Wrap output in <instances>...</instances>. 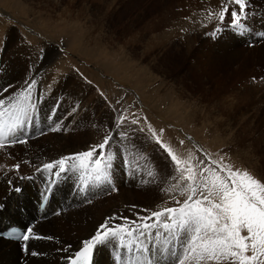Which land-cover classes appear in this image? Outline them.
<instances>
[{"label":"bare ground","instance_id":"1","mask_svg":"<svg viewBox=\"0 0 264 264\" xmlns=\"http://www.w3.org/2000/svg\"><path fill=\"white\" fill-rule=\"evenodd\" d=\"M7 1L12 3V0ZM166 1L173 3V8L162 16V22L156 29L161 26H164L161 29L167 28L163 42L173 41L174 37L184 47L181 56L188 61L189 87L202 93L203 99L196 100L207 103L202 108H195L193 117L197 118L196 113L204 110L206 114L217 112L219 117H211L208 139L216 144L221 143L225 156L233 159L239 157L254 168L257 179L264 181L261 171L264 147L260 138L264 139V126L255 127L252 120L260 117L259 121H264V80H260L264 71V0H247L244 31L229 26L231 7L223 22L217 15L209 17L208 13H218L226 0ZM9 2L5 4L9 5ZM52 3L44 2L37 8L27 6L29 11H36L45 17L37 18L43 30L46 27L62 28L66 25L64 21L73 19L80 23L82 20L77 15L72 19L68 16L65 18V15L52 16L47 5L53 7ZM251 33H254V38L250 36ZM22 37L9 22L0 18V99L14 97L34 82L31 89L33 107L29 110L23 129L19 131L23 135L20 139H25L26 143L0 149V206H4L0 211V229L6 227L7 223L25 225L34 222V235L52 239H30L21 243L0 239V264H67L69 258L83 246V241L92 237L106 219L125 215L119 210L127 204H136L133 197L144 183L147 184L150 172L152 184L162 183L164 189L174 184L176 173L160 147H149L143 131L132 132L128 123L117 128L113 114L103 110L104 102L96 88L79 79L77 73H71V67L61 57L63 50L59 44L47 42V47L31 54L28 43ZM51 37L57 38L55 41L67 40L62 32ZM78 37L73 33L70 41L81 45L75 39ZM91 38L95 40L96 37L85 35V40L81 42L85 47L96 49V41ZM176 43L173 41L174 47ZM246 44H255L256 48L250 49ZM149 47L154 48L155 45ZM66 75L69 77L66 78ZM237 115L241 117L240 121ZM222 117L244 125L245 133L257 131L254 133L261 136L251 140L236 136L232 140L227 134L230 123L225 124ZM55 128L59 130L54 131ZM109 133L112 134V141L108 151L114 153L109 181L93 182L85 189L79 172L69 171L57 179L46 171L37 170L45 163L84 151L87 144L101 142ZM79 136L81 138L77 140ZM193 144L203 151L199 143L194 141ZM241 161L235 162L242 167ZM16 164H20L19 171L13 169ZM17 187L22 188L21 194L14 192ZM44 192L51 193L52 199L46 212L41 215L35 201H39ZM176 194L171 193L170 198ZM139 198L138 194L136 199ZM129 220L135 219L130 217ZM109 223L123 222L115 219ZM25 243L28 245L27 251L24 249ZM176 250L178 252V246ZM32 252L38 253V256L32 255ZM145 255L154 264H175V257L163 249H153ZM116 256L117 250L112 245L99 246L93 264H117Z\"/></svg>","mask_w":264,"mask_h":264},{"label":"rangeland","instance_id":"2","mask_svg":"<svg viewBox=\"0 0 264 264\" xmlns=\"http://www.w3.org/2000/svg\"><path fill=\"white\" fill-rule=\"evenodd\" d=\"M2 1L0 0V18L9 22L10 26L14 27L23 36L22 39L28 43L30 53H38L43 50V47H47L48 43H54L57 46L59 44L61 51L63 50L61 57L64 58L66 65L71 67V73H77L79 79L96 88L99 97L105 103L102 104L104 106L103 110L113 114L115 125H117V117L121 113L126 112L129 120L133 118L131 114H135L140 117V123L138 125L128 123L130 124L129 129L132 132L139 131L140 128L145 129L143 132L147 136L149 147L151 145V148L154 147L153 145L159 147V145L155 143L151 133L147 130L148 124L157 132L163 129V141L171 145L182 157H187L189 152L193 153L198 159H203L205 153L210 154L212 159H219L223 156L225 163L232 164L234 168L247 170L255 176L253 167L246 165L239 157L233 156L236 157V159H233L225 156L221 143L216 144V142L208 139L210 137V124H212L211 117H219L216 115L217 112L216 114H213L214 111L211 114H206L204 110V112L196 113L197 118L193 117L195 108H202L207 103L196 100L203 99L202 93L189 87L188 61L181 56L184 47L178 44L179 40H175L174 37L172 40L177 42L176 47H174L173 41L163 42L162 37L166 36L167 28L161 29L164 27L161 26V28L156 29L162 22V16L173 8L171 5L173 3H168L166 0H89L88 3H86V0H12V3L7 0ZM124 1H126L125 4H123ZM5 2L10 4L6 5ZM44 2H53V7L47 5L50 7V14L54 17L65 15V18L68 16L72 19L77 18V15L82 20L80 19L79 23L69 19L70 21L63 22L66 25H63L62 28L46 27L43 30V26L39 25L37 18L45 17L36 11H29L28 8L41 7ZM71 3L74 4L71 5ZM226 24L228 25V21ZM58 32H62L67 40L55 41L57 38L51 37V35L56 36ZM75 32L79 33L75 34ZM73 33L79 35L75 39L81 45L70 41V39H73ZM84 34L87 36L91 34L96 37L95 40L91 38L94 42L96 41L94 45L96 49L84 46L81 42L85 40L83 39ZM239 36L242 37L240 34ZM250 36L254 38V33H251ZM150 45H155V47H149ZM248 46H250V49L256 48L254 47L255 44H249ZM176 51H179V53ZM28 59L31 60L30 57ZM262 72L261 75L263 76H260V80H264V71ZM67 77L69 75H66ZM237 116L238 121H240L241 117ZM252 120L255 127L262 128L264 126V121H259L260 117L252 118ZM222 121L225 124L230 123L227 134L230 135L232 140L236 136L245 140L261 136L260 133H254L257 131L245 133L244 125L238 124L234 119L227 120L222 117ZM254 126L253 128H255ZM80 138L79 136L77 140ZM260 138L264 147V139ZM193 140L199 143L203 151L194 146ZM232 140H229L230 143H232ZM180 141H184V143L181 144ZM101 142L93 141L87 144L84 151H88L90 146ZM164 154L167 159H170L165 152ZM235 161H241L242 167L236 164ZM261 164L262 177H264V163L261 162ZM152 183L151 176L148 175L147 184L144 183V187H140L136 192L137 195L135 193L133 197L136 204H127L119 210V213L122 211L125 215L117 217H128V219L132 217L136 220V215L147 216L151 211L178 206L175 200L170 198L171 193L164 191L169 186L164 189L162 183H159V185L158 183ZM138 194L140 198L136 199ZM176 197L181 202L185 199L184 196L178 194H176ZM56 213L60 214L58 211ZM118 221L123 222V219H118Z\"/></svg>","mask_w":264,"mask_h":264},{"label":"snow or ice","instance_id":"3","mask_svg":"<svg viewBox=\"0 0 264 264\" xmlns=\"http://www.w3.org/2000/svg\"><path fill=\"white\" fill-rule=\"evenodd\" d=\"M230 7L229 26L244 31L247 0H226L218 13L209 12L208 15H217L223 22ZM33 86L34 82L14 97L0 99V149L26 143L24 139H16L15 133L23 129L33 107ZM131 115L133 118L129 120L126 112L121 113L117 117V127L126 122L138 125L140 117ZM147 130L170 158L176 173L173 177L176 182L165 191L185 199L181 202L173 196L178 206L151 211L147 216L137 215L136 220L126 217L106 219L92 237L83 241V247L74 257L69 258V264H93L94 251L107 245L117 250V264H153L145 255L153 249L169 252L175 257V264H264V182L247 170L225 163L223 156L212 159L205 153L203 159H198L189 152L187 157H182L163 141V129L157 132L148 124ZM111 141L112 134L109 133L88 151L45 163L37 170L46 171L57 179L69 171L79 172L85 189L93 182L109 181L114 159V153L108 151ZM13 169L19 171L20 164L14 165ZM14 190L20 191L19 188ZM115 219H123V223L110 225L109 221ZM11 238L24 242L52 239L34 235L31 226L22 234L14 232ZM24 249L27 251V243ZM31 254L37 255L36 252Z\"/></svg>","mask_w":264,"mask_h":264}]
</instances>
